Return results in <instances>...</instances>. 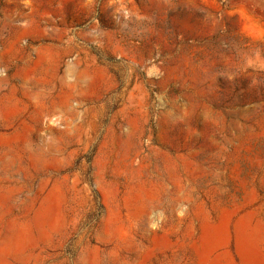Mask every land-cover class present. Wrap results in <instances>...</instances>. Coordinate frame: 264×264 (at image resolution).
Returning <instances> with one entry per match:
<instances>
[{
  "label": "rangeland",
  "instance_id": "374dc122",
  "mask_svg": "<svg viewBox=\"0 0 264 264\" xmlns=\"http://www.w3.org/2000/svg\"><path fill=\"white\" fill-rule=\"evenodd\" d=\"M0 264H264V0H0Z\"/></svg>",
  "mask_w": 264,
  "mask_h": 264
}]
</instances>
